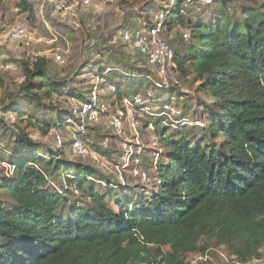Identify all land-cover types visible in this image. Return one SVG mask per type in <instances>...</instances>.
I'll return each mask as SVG.
<instances>
[{
    "label": "trees",
    "instance_id": "16d2710c",
    "mask_svg": "<svg viewBox=\"0 0 264 264\" xmlns=\"http://www.w3.org/2000/svg\"><path fill=\"white\" fill-rule=\"evenodd\" d=\"M235 1L216 2L220 5L207 22L205 10L197 12L195 19L186 17L185 9L198 3L175 0L171 6L164 30L178 25L191 34L183 51L174 52L172 65L184 76L192 72L199 82L203 93L199 103L209 114L212 141L193 146L187 135L169 134L165 127L157 130L167 147V162L158 166L160 190L151 197L128 204L127 195L120 194L103 173L99 180L107 186L98 192L94 184L88 187L96 175L93 168L81 160L62 159L66 146L48 149V159L25 130L11 136L6 155L13 175L0 179V187L13 202L7 205L0 198V264H189L186 257L207 251L214 241L230 251L234 262L260 258L264 248V0H242L236 5ZM22 4L24 11L33 13L28 2ZM129 31L136 36L142 33ZM138 53L150 63L147 55ZM104 60L93 64L100 75L107 70ZM116 63L113 57L108 61L112 76L107 82L116 84L117 100L155 89L151 81L143 86L150 73L139 74L121 64L122 72ZM149 65L158 73L156 64ZM22 67L24 80L10 92L4 112L22 114L27 104L33 112L53 116L41 118L39 124L30 118V125L45 134L52 128L66 129L64 116L73 105L65 108L61 101L87 102V94L68 89L71 80L58 79L46 57L23 62ZM125 81L135 90H122ZM54 96L61 100L43 103ZM64 171H74L65 182L87 197L83 203L75 200L70 205V190L48 184V174L58 177ZM112 198L117 199L118 211L110 205Z\"/></svg>",
    "mask_w": 264,
    "mask_h": 264
},
{
    "label": "rangeland",
    "instance_id": "374dc122",
    "mask_svg": "<svg viewBox=\"0 0 264 264\" xmlns=\"http://www.w3.org/2000/svg\"><path fill=\"white\" fill-rule=\"evenodd\" d=\"M22 1L3 0L0 5V78L4 80V86L0 88V179L13 175V165L6 155L8 153L6 145L9 144L11 136L20 130H25L34 142H38L42 146L41 156H46L49 159L48 149H58L52 129L45 134L38 127L29 124L30 118L39 124L41 118H53L52 113L33 112L28 109L27 104L22 106L20 111L22 114L16 111L4 112V106L10 103V92L18 90V85L24 80L23 62L30 61L32 63L36 57L48 58L50 68L58 79L71 80L72 85L68 89L84 92L87 94V98H89L91 90L97 89L98 91L99 105L103 111L100 120L90 126L89 136L95 143L93 151L95 150L99 155H105L107 162L97 163L93 158L83 159L73 155L67 130L57 128L66 140L62 159L68 162L81 160L82 163L93 168L96 175L90 178L88 187L94 184L93 186L98 192H104L107 186L105 182L99 180L102 173L112 179L111 182L120 194L127 195L125 199L127 203L129 200L139 203L145 197H151L153 193L158 192L160 190L159 175L151 162L156 160H159V164L167 162L164 157L167 151L166 144L160 139L159 133H156L163 127H165L164 131H168L169 134L176 131L181 136L187 135L188 141L193 146L199 142L202 145H207L212 141L208 128L209 114L204 112L199 103V96L203 93L200 91L199 82L196 81L193 73L189 72L187 76H184L171 63L166 68L165 77L159 76L156 70H153V67L149 65L150 63L140 56L133 43L127 42L128 40L125 38L129 29L146 32L149 29L147 26L151 23L153 25L161 7L165 4H172V0H92L90 4H84L81 0H69L72 4L74 3L73 7L62 12H55L45 0H25L32 6L33 13L24 11ZM241 1L237 0L234 4H241ZM219 5L216 3L207 8L195 4L192 8L187 7L185 14L186 17L195 19L197 12L205 10L207 22L210 15L213 14L212 10L218 8ZM16 27L25 28L26 35L21 38H13L11 32ZM187 31L189 32L187 27L175 25L169 29L167 25L164 32L161 33L162 39L170 46L172 53L176 50L182 52L189 43L190 37L187 38L185 35L182 37V33L185 34ZM57 56H60L61 59H58ZM111 57L120 66L117 67L116 63L115 68L120 69L122 64L134 67L139 74L150 73L151 77L143 81V86H149L148 81L154 82V79H165L171 88L167 86L158 90L149 88L153 95L154 111L165 112L167 110L165 107L177 106L183 113L182 116L188 118V121H185L187 127L183 128L176 122L180 118L178 116L172 118V114H170V116L162 118L151 117L133 110L134 116L141 122L139 140L143 148L142 170L146 173L145 177L134 176L133 166L122 169L120 165H117L123 163L122 157L127 150L124 142L132 141V145L135 146L136 139L131 131L123 133L122 136H116L108 123L111 115L121 106V102L114 95L116 84L107 82V79L112 76V73H108V61ZM101 58L105 59L103 65L107 68L104 75H100V68L93 65L96 60ZM135 87L126 82L122 90H135ZM142 91L144 92L145 88ZM59 100L61 98L54 96L52 100L44 98L43 103L48 105L51 101L57 103ZM61 102L63 103L60 105L65 108H70L76 103L71 98H68L66 102ZM183 110L187 115H184ZM158 120L154 129L145 127L148 122L155 123ZM107 139L108 146L105 145ZM95 151L94 153H96ZM104 152H109L110 157ZM158 152L160 158L157 159ZM73 173L74 171H64L58 177L48 174V184L51 187L56 190H70L68 198L70 205L75 200L80 203L87 200V197L81 195L75 187L66 184L65 178L69 176L71 178ZM120 175L123 179L119 177ZM0 198L5 200L7 205L13 202L7 191L1 187ZM115 200L117 199H110V205L118 211L119 208ZM210 244L207 251L199 252L196 256L186 257L189 264H264V248L260 250L259 259L250 263H240L234 262L230 251L225 246L217 247L215 241Z\"/></svg>",
    "mask_w": 264,
    "mask_h": 264
},
{
    "label": "built area",
    "instance_id": "2783aa9c",
    "mask_svg": "<svg viewBox=\"0 0 264 264\" xmlns=\"http://www.w3.org/2000/svg\"><path fill=\"white\" fill-rule=\"evenodd\" d=\"M84 4H90L92 0H81ZM187 4L198 3L204 5H212L221 0H185ZM47 4H51L54 7L55 12H62L70 10L74 3L72 4L69 0H45ZM175 0H172V4H166L164 9L156 15L155 21L151 28L142 32L140 35L136 36L132 32H126L125 38L133 42V45L139 50L140 53L147 55L149 62L156 64L158 66V75L165 77L166 68L172 63L174 58V53L167 42L162 39L161 33L164 32L165 22L168 15L170 14L171 6L174 5ZM26 35V29L23 27H16L12 30L11 36L13 38H21ZM185 37H190V32H185ZM1 57V53H0ZM61 59L60 56H57ZM151 77V76H149ZM156 90L168 87L167 81L165 79H154L151 81ZM151 91L147 90L145 93H136L132 97H124L121 101V106L111 115L109 118V126L113 130L116 136H122L125 132H132L134 135L135 146L132 145V141H125L124 146L127 148L125 150L122 160L123 163L117 164L122 167V169H127L132 167V173L134 176H146V173L142 170L143 165V148L139 140V131L141 128L140 120L134 116L133 110H137L151 117H164L170 116L180 117L176 120L177 123L184 125L188 118L181 116L182 113L179 109L167 106L165 107V112H155L152 104L153 95ZM100 104V98L97 89H93L90 92L87 102H82L73 105L69 111L64 116V121L66 125L67 135L71 140V152L75 156H80L83 158H93L97 163L107 162V157L105 155H99L94 153L93 147L95 143L93 139L90 138V126L96 124L102 115V108ZM154 108V109H153ZM171 111V112H170ZM155 123L148 122L147 129H154ZM54 131L55 142L58 147L64 148L66 146V140L62 134L59 133L57 128H52ZM108 146V139L105 142ZM160 158V153L157 154V159ZM159 160L151 162L154 168L158 169ZM119 169V166H117ZM116 171L120 172L116 169ZM158 172V171H157ZM121 179L122 176H119Z\"/></svg>",
    "mask_w": 264,
    "mask_h": 264
}]
</instances>
